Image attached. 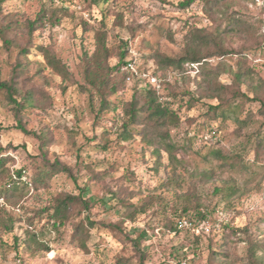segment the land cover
Wrapping results in <instances>:
<instances>
[{"label":"rangeland","instance_id":"374dc122","mask_svg":"<svg viewBox=\"0 0 264 264\" xmlns=\"http://www.w3.org/2000/svg\"><path fill=\"white\" fill-rule=\"evenodd\" d=\"M182 1L0 0L2 78L9 79L22 59L20 91L33 90L37 98L17 116L14 105L0 93V146L11 158L9 174L20 191L8 200L0 196L2 218L8 224L9 216L15 219L13 232L0 225V264H121L120 258L126 264H253L252 252L264 264V155L257 159L254 150L256 136L264 137V116L258 112L260 101L253 99L255 88L264 98V41L258 42L264 35L263 9L252 0H224L219 7L212 0L181 7ZM43 7L59 14L66 10L67 15L55 25L45 21L30 37L28 23ZM229 15L247 19L249 33L226 38L232 53L209 58L210 73L197 76L190 62L174 69L158 61L157 54L180 55L198 40L200 30L212 32ZM99 32L106 33L108 63H117L121 41L128 40L126 60L134 61L138 72L131 82L121 81V89L109 97L118 107L100 113V97L84 77ZM30 41L62 59L69 77L48 67L35 47L29 59L20 57V46ZM240 65L245 74L236 86ZM141 74L163 79L159 102L181 116L178 124L159 131L168 133L171 153L145 113L129 125L133 137H122L129 120L122 104L135 97L140 105L146 102V91L137 86ZM221 84L227 88L220 94L214 88ZM236 89L247 98L235 95ZM192 96L196 100L188 108ZM221 100L234 110L228 117L208 119L209 105ZM249 115L252 120L244 127L236 120ZM18 118L39 135L24 133ZM211 124L215 129L207 132ZM210 142H218L216 148L226 160L212 154ZM41 160L70 172L55 174L46 187L36 186V164ZM16 170H21L20 176ZM10 177L0 174V187ZM232 185L236 190L227 195ZM83 191L90 201L88 210L77 206L60 230L46 224L47 214H42L33 230L44 243L20 245L19 251L15 236L27 237L29 218L60 194ZM123 201L147 203L146 212L131 221ZM203 210L209 230H171L179 215ZM87 217L94 225L87 224L86 241L76 226ZM111 223L122 225L123 231H115Z\"/></svg>","mask_w":264,"mask_h":264},{"label":"trees","instance_id":"16d2710c","mask_svg":"<svg viewBox=\"0 0 264 264\" xmlns=\"http://www.w3.org/2000/svg\"><path fill=\"white\" fill-rule=\"evenodd\" d=\"M52 1V0H51ZM96 3L100 2V0H94ZM196 0H184L181 2V7H188ZM213 6H221L224 0H212ZM64 15H67L66 10H62L60 14L57 10L47 9L43 7L41 9L40 14L35 20L29 21L28 28H29V35L30 37L33 36L34 32L37 31L45 21H48L51 25H55L59 23ZM262 21L260 22V24ZM105 26V24H103ZM249 21L242 17L237 16H227L225 19V24L220 22L219 25L215 30L212 32H208L206 30H200L196 38L193 39L190 43H188L184 49V51L177 56H167L164 54H157L158 61L169 68L174 69H183L185 63H197V69H194L197 76H201L203 73L208 74L210 73V69L208 70V59L215 56V55H228L232 53V50L226 46V38L232 35H245L249 33ZM260 43L264 41V35H259L258 42ZM32 47L39 49L45 59L46 65L50 67L52 70L57 72L58 74L62 75L64 79L69 77V70L67 65L63 62L62 59L58 58L55 54L51 53L45 46H31V41L21 45L19 49V56L26 57L29 59V55L32 51ZM129 50V41L122 40L121 41V48L118 55V61L114 65H110L108 63V55L109 49L106 44V33L99 32L97 37V48L94 54L88 58V63L84 69V77L85 82L89 85L88 88L91 92H96L100 97V110L98 113L103 112L104 110H112L118 107L116 102H112L109 100V97L118 93L121 89L119 84L121 81H127V71L124 69L125 64L128 60H126ZM26 64V62H25ZM24 65L23 60L19 59L18 66L13 69L12 75L9 79L2 78V70L0 68V93L4 95V98L11 104L14 105L16 109L17 116L20 115V112L26 109L28 106H31L36 101L37 98L33 90H26L23 94L20 91V86L18 82V78L20 76V71H23L22 66ZM239 71L235 73V81L234 84L236 86H240L243 83V76L245 72L243 71V66H239ZM113 75V76H112ZM115 77V79H114ZM135 77V76H134ZM118 81V82H117ZM158 83L160 87L157 88L155 85L151 84L148 81V78H142V74L138 75L137 79V86L138 88L146 91V102L143 105H140V101L137 97L133 98L131 101L123 103L122 107L125 113L127 114L129 120L123 124L124 130L122 133V137L124 140H128L133 137V132L129 130V125L132 123H138L139 115L141 113L146 114V119L148 125L151 126L154 130H158V135L160 136L159 141H164L166 144L165 149L171 153L173 149V145L166 142V138L168 137V133L166 131H161L162 128L169 126V124H178L180 122L181 116L179 115L178 111L174 108L166 105L163 106L161 102H159V97L161 95L162 83L163 79L159 77ZM227 85L221 84L220 88H214V90L219 92L220 94L225 91ZM255 97L253 99L260 101V108L258 110L259 114L264 116V98L260 95L257 88L254 90ZM235 95L238 97H246L245 94L241 93L239 89L235 90ZM193 97V96H192ZM196 99L193 97L190 100V104L188 108H190L193 104L192 101ZM198 100V99H197ZM227 102L221 100V102L217 104H210L208 110V119H218L222 117H228V114L234 110L229 106H225ZM233 109V110H232ZM19 124L18 127L26 134H33L34 136L39 135L37 131L30 130L27 128L26 124L22 122L20 118H18ZM237 122L242 125L243 127L248 124L252 120V115H249L245 120H241L239 117L236 118ZM213 124L208 127L207 132L214 131ZM206 132V133H207ZM217 133V132H216ZM256 145H255V158H260L264 155V137L261 136V133L256 136ZM218 142H210V145L213 147L212 154L218 158H222L226 160L227 158L224 156L223 151L220 148H216ZM5 149L0 146V174L1 175H10L11 181L8 182L5 186L0 187V196H4L7 200L9 198H13L15 195L20 193L19 187L15 185L13 182L12 174H9V168L7 163L10 161V157L4 154ZM233 165L236 162H232ZM36 169L38 170L37 176L34 178V185L41 184L43 186L48 185V180L51 179L52 176L55 174L65 170L68 171L69 168H63L58 163H51L49 161L41 160L36 164ZM70 172V170H69ZM18 176L21 174V170H16ZM220 190V189H219ZM234 190H236L235 186L232 185L229 187V192L227 195H231ZM84 191L79 194L74 193H64L60 194L59 196L53 199V202L49 205V207L43 208L42 211L36 212L34 217L28 219V227L26 228V235L27 237L22 240L17 235L15 236V243L18 246L20 251L21 247H31L32 244L37 246H42L44 243L41 238L38 237V233L34 232V225L35 219L37 217L41 218L42 214L46 213V224H51L55 229L60 230L62 227L67 226L72 218L74 209L79 206L80 211L88 210L90 207V201L84 197ZM123 206L126 208V215L127 218L131 221H135L139 215L146 212L147 203L141 204H134L129 202H122ZM1 210V209H0ZM197 210V209H196ZM188 211V209H185ZM188 213V212H187ZM181 214L176 220H174V225H171L172 231H178L180 228L177 225V220L182 216L186 215ZM196 215V217H195ZM194 216L190 215L192 218H204L206 212L197 211ZM10 224L8 221L2 218L1 211H0V225H3L5 229H8L9 232H13L15 229V219L9 216ZM41 221V220H40ZM89 225H94V221L87 217L85 221H82L80 224L76 226V231L80 234L85 240L89 237ZM110 227L112 229L122 230V225L117 223H111ZM240 230V229H239ZM241 231V230H240ZM85 240L82 242L85 246ZM137 243V240L135 239ZM44 249L49 250V246L45 245ZM253 257V264H262L260 260L254 259V253L252 252ZM119 262L121 264H126L124 260L120 258ZM22 264V263H21ZM140 264H144L143 261Z\"/></svg>","mask_w":264,"mask_h":264},{"label":"built area","instance_id":"2783aa9c","mask_svg":"<svg viewBox=\"0 0 264 264\" xmlns=\"http://www.w3.org/2000/svg\"><path fill=\"white\" fill-rule=\"evenodd\" d=\"M27 2H33L35 0H26ZM252 3L260 6L263 9V27H264V0H252ZM189 66L192 69H197L198 64L191 63ZM124 69L127 71V81L131 82L134 79L135 74H138L135 62L132 60H128L124 66ZM148 81L155 85L157 88L160 87L158 83V78L154 75L149 76ZM177 225L180 229H189L192 231H199L200 229L209 230L208 218L207 216L201 219H194L191 216H182L177 220Z\"/></svg>","mask_w":264,"mask_h":264}]
</instances>
